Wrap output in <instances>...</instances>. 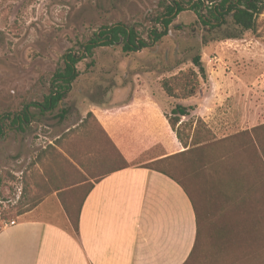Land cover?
<instances>
[{
  "label": "rangeland",
  "instance_id": "1",
  "mask_svg": "<svg viewBox=\"0 0 264 264\" xmlns=\"http://www.w3.org/2000/svg\"><path fill=\"white\" fill-rule=\"evenodd\" d=\"M171 1L0 0V123L10 124L7 116L43 102L64 56L84 57L82 46L105 27L126 24L149 43L161 3ZM204 1L206 10L211 4ZM236 29L231 18L222 29L205 28L187 6L168 36L142 51L126 54L121 46L98 43L92 57L77 65L80 75L56 110L42 114L31 108L23 129L11 127L0 138V229L43 206L74 233L87 191L125 165L106 131L124 135L127 129L138 156L134 165L179 150V131L191 146L210 145L202 154L179 158L170 171L198 191L206 214L205 250L195 264H230L234 257L240 261L264 251V188L258 189L257 176L262 166L249 138L240 137L264 125V14L256 35L221 39ZM197 55L206 80L193 63ZM185 74L196 75L197 94L169 97L162 82ZM177 105L195 109L173 129ZM200 159L211 165L206 168ZM237 190L250 191L249 201L226 208L224 195ZM219 229L223 241L216 237Z\"/></svg>",
  "mask_w": 264,
  "mask_h": 264
},
{
  "label": "crops",
  "instance_id": "2",
  "mask_svg": "<svg viewBox=\"0 0 264 264\" xmlns=\"http://www.w3.org/2000/svg\"><path fill=\"white\" fill-rule=\"evenodd\" d=\"M106 132L130 167L94 183L78 235L38 207L1 229L0 264H185L197 240L192 200L176 181L144 166L175 151L134 165L127 129Z\"/></svg>",
  "mask_w": 264,
  "mask_h": 264
},
{
  "label": "trees",
  "instance_id": "3",
  "mask_svg": "<svg viewBox=\"0 0 264 264\" xmlns=\"http://www.w3.org/2000/svg\"><path fill=\"white\" fill-rule=\"evenodd\" d=\"M210 4V7L206 8V10H203L205 5L204 0H189L188 2L185 0H172L171 2H162V12L159 14V16L154 18L155 25L148 33L149 43L142 40L132 27H129L123 23L105 27L104 29L100 30L98 34L95 33L94 38L90 41L89 45L82 46V55L84 57L81 56V53L67 54L64 56L63 65L62 67L58 68L53 75L50 85V93L44 98L43 102L34 103L31 106H27L25 110L21 112V114H15L13 117L7 116L5 119L10 118V124L0 123V138L4 137L6 135V131L11 129V127L23 129V127L30 122L31 117L29 111L31 108H37L42 114L56 110L59 104L67 98L68 94L72 90L73 84L80 75L79 71L77 70V65L81 63L83 59L92 57L93 50L98 43L102 42V46L106 47L121 46L122 51L126 54L142 51L149 47V45L155 44L167 37L171 30L172 24L181 13L187 10V6L197 15L199 22L205 28L211 30L222 29V27L227 24V19L231 18L233 26L237 28V32L235 34H227L223 36L221 38L222 40H237L244 33L257 34L258 19L264 14V0H210ZM209 42L210 41L205 36L203 43L208 44ZM193 63L198 68L202 78L206 80V69L202 63L201 56L197 55L194 57ZM196 86V75L194 78H192L189 74L176 77L172 81L162 82V87L166 94H168V96L171 98L179 100H186L194 97L198 91ZM194 109V107L187 108L182 105H177L172 110V115L175 117L173 121H170L172 128L174 129L179 124V126H183L184 122L181 121V118L190 117V112ZM251 133L243 132L240 134V137L247 136L249 138V145L255 153L257 160L261 163L262 173L257 171L258 180L260 182V187L258 189L260 190L261 188H264V125L254 128ZM176 134L181 143V148L171 153L169 156L150 162L144 166L148 169L166 175L167 177L176 181L184 190L188 192L196 213L197 240L193 252L185 264H195L196 260L199 259V255H202L205 250L203 248V242L206 238L204 229L207 224L205 223L206 214L203 206L200 203L201 199L198 197V191L191 189V185L189 183L183 182L176 178L170 171L173 169V165L179 158L202 154L208 148H210V145L199 146L200 143H198L191 146L188 144V142L184 141L179 131H176ZM236 138L237 137L235 136L233 138L224 140L223 142H232ZM257 148L259 150V155ZM200 161V163H203L206 168H208L212 162V160L209 159L206 162L204 159H200ZM124 164L125 165L123 167L115 169L106 175L130 167L126 161H124ZM232 184L233 178L230 176L228 185L226 184V188L230 187L231 189ZM93 186L94 184L85 194L79 209L74 230L76 235H78L79 232V219L82 205L88 194L91 192ZM249 192L250 191H247V193L242 194L237 190V194H225V207L228 208L235 205L241 206L245 204L249 201ZM28 211L30 210L23 211L19 215H23ZM237 226L240 227H237V229L239 228V230L242 232L241 228H244V226L240 222L237 223ZM216 237L223 241L224 232L221 229L217 230ZM238 258L240 257H234L232 263L230 264H241L244 262V260H249V258L260 260V264H264V261L261 260L264 259V251L260 250L259 253H254V256L251 254H246L242 259H240V261L237 260Z\"/></svg>",
  "mask_w": 264,
  "mask_h": 264
},
{
  "label": "built area",
  "instance_id": "4",
  "mask_svg": "<svg viewBox=\"0 0 264 264\" xmlns=\"http://www.w3.org/2000/svg\"><path fill=\"white\" fill-rule=\"evenodd\" d=\"M8 225H14V222H11L10 224H7L6 226H8Z\"/></svg>",
  "mask_w": 264,
  "mask_h": 264
}]
</instances>
